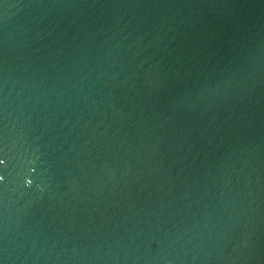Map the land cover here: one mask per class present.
I'll return each instance as SVG.
<instances>
[{
	"label": "water",
	"instance_id": "water-1",
	"mask_svg": "<svg viewBox=\"0 0 264 264\" xmlns=\"http://www.w3.org/2000/svg\"><path fill=\"white\" fill-rule=\"evenodd\" d=\"M0 264H264V0H0Z\"/></svg>",
	"mask_w": 264,
	"mask_h": 264
}]
</instances>
